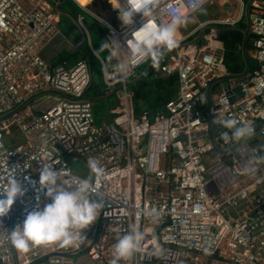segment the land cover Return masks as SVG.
I'll return each mask as SVG.
<instances>
[{"label":"built area","instance_id":"obj_1","mask_svg":"<svg viewBox=\"0 0 264 264\" xmlns=\"http://www.w3.org/2000/svg\"><path fill=\"white\" fill-rule=\"evenodd\" d=\"M73 1L108 29L110 53L115 49L111 39L121 43L113 56L116 66L103 67L105 89L116 91L119 108L111 123L99 124L95 101L48 94L0 123V192L10 178L24 188L10 212L0 217V264H111L114 244L133 227L145 233L142 249L119 264H264L261 149L245 143L223 155L200 136L208 132L207 89L215 77L228 74L223 58L199 45L177 50L161 68L164 75L178 74L177 98L153 119L148 112L137 116L128 83L151 59L135 58L126 45L131 30L94 10L93 5L100 4L110 14V0H91L88 5ZM213 1L154 0L148 19L166 24L182 16L187 22ZM54 10L47 2L28 11L20 0H0V117L43 92L79 99L87 91L91 83L87 60L76 64L63 60L52 67L41 56L40 48L57 35ZM243 20L244 8L235 17L210 24L237 27ZM77 21L85 28L83 15ZM144 22L137 15L134 27ZM251 24L255 68L241 83L242 98L232 102L233 95L222 91L213 114L215 120L222 115L248 126L251 135H264V0L253 4ZM189 38L177 37L174 48ZM120 63H131L127 74L117 67ZM10 126L22 135L23 144L4 142ZM222 130V148L239 140L231 129ZM72 158L79 159L85 170H79ZM89 159L104 169L99 187ZM45 166L57 170L58 184L66 188L88 180L89 198L101 209L78 247L52 244L18 251L11 245L10 231L30 211L50 202L39 184ZM152 209L159 214L155 219L146 214Z\"/></svg>","mask_w":264,"mask_h":264},{"label":"clouds","instance_id":"obj_2","mask_svg":"<svg viewBox=\"0 0 264 264\" xmlns=\"http://www.w3.org/2000/svg\"><path fill=\"white\" fill-rule=\"evenodd\" d=\"M110 3L114 9L119 10L122 25L131 30L126 45L135 58H147L155 63L161 58L164 49H172L176 46L177 32L185 22L184 17H176L166 24H156L148 19L153 14L154 0H124V3H121V0H110ZM137 15L146 20L139 28L134 27ZM111 40L115 45L111 55L116 56L121 43L117 39ZM107 48H109L107 42L101 45V49ZM117 67L127 74L131 63H120ZM217 120L222 126L232 130L233 138H244L252 133L251 128L246 125L238 126L237 121L233 119H225L222 115H218ZM88 167L95 175L96 186L99 187L104 177V169L93 159H89ZM248 171L254 172L255 169L249 168ZM58 175L57 170L50 166L40 170L39 184L41 189L45 190L50 202L42 208L38 207L30 211L23 223L10 231V242L16 250L28 252L32 247L52 244L62 248L78 247L85 230L96 221L101 204L89 198L92 189L90 182L83 180L75 187L66 188L58 184ZM23 194L24 188L21 182L16 178H10L7 186L0 192V217L9 213L17 198ZM146 214L153 219L159 215L155 209ZM144 241L145 233L136 227L120 236L112 249L111 264L128 260L142 249Z\"/></svg>","mask_w":264,"mask_h":264},{"label":"crops","instance_id":"obj_3","mask_svg":"<svg viewBox=\"0 0 264 264\" xmlns=\"http://www.w3.org/2000/svg\"><path fill=\"white\" fill-rule=\"evenodd\" d=\"M44 2L51 4V6L54 9L56 8L57 3H55L53 0H20L21 5L28 11L33 10L36 6H38L39 4H42ZM58 3L63 4L64 0H58ZM219 4H220V7H218V9L214 8L211 10L210 8L205 7L204 8L205 11H204V9H202L201 11H199L197 13L200 16H202L203 13H205L207 11H212L211 16L208 18H205L204 21H201L199 19V17L194 16L193 18H191L190 20L185 22L182 26L179 27V30H178L179 36H177V37L190 36L188 42L195 41V38L198 36V34L202 30L203 26L216 25V24H210V23L215 22V21H219V20H223L224 18H226L228 16L235 17L238 14V12L241 10V9L239 10V7H236L235 1L231 2V0H221L219 2ZM225 5H228V6H226L227 7L226 9H229V11L226 13L227 16L224 17L225 11L222 7H225ZM245 5H246V3H245ZM61 10L71 14L69 12V10H66V8L64 7V4L61 5ZM222 10H223V12H222ZM54 13L58 15V20H59V22L56 25L57 29H58L57 35L55 36V38L52 41L47 42L46 44H44L40 48L41 53L42 54L44 53V55H46V57L49 60H51L52 67L58 65L63 60L69 61L71 64H76L77 62H79L81 60H86V57L84 56V54L87 55L85 52V49L88 46V48L94 53V55L98 59L101 60L102 69H103V67L105 66V63L101 59V56L93 48L92 36L90 34L88 27L84 24L85 28H82L84 30V32H82L81 26L79 27V23L77 21L78 18H75L76 20H74V19H71V17H68L67 15L66 16H60V14L56 10H54ZM88 21H89V24H88L89 26L91 23H93L92 21L98 22L96 19H94L90 16H89ZM98 23H100V22H98ZM186 24H188V25L186 27H184ZM117 25H119V24L117 23ZM216 26H220V25H216ZM245 26H246V23H245V20H243L237 27L245 28ZM220 27H224V26H220ZM85 29H86V31H85ZM213 32H215V30H212V29L207 30L203 34V36L201 37L199 42L194 43L193 45H190V46H198L199 45L201 47H206L207 51H211V52L215 51L217 54H219L223 58V61L225 64V48H224V45L221 41H219L217 38H215ZM108 34H109V31H108ZM108 34H107L105 42H107ZM84 36H86V38H87V41L85 44L83 43ZM252 39L250 42H252ZM190 46H188V47H190ZM79 47H80V49H79ZM107 51H109L108 48H107ZM110 55H111V53H110ZM249 56L253 59V57H252L253 56V47H251L249 49ZM111 57L113 58L112 55H111ZM110 65H113V68H114L116 66V60L114 59L113 63L110 61ZM144 69L145 68H142V70H144ZM228 74H232V73L228 72ZM138 75H139V73H138ZM164 76H167V75H164ZM217 78H220V76L219 77L217 76ZM217 78L215 77L212 80V82ZM102 83L104 84L103 81H102ZM99 84H101L100 81H98L96 83L94 81V86L91 89L89 96L92 98H95L94 104L96 106H95L94 111H95V116H96L98 123L99 124H108V123L112 122L113 118L115 117L114 112L119 108V96L117 93L113 94L112 92L109 94H103L102 90L105 89L106 87L104 86L101 89V88H99ZM221 92L222 91H221V88L219 85H216L213 88L214 96H219V94H221ZM178 93H179V87H178V85H176V87H175V98L174 99L177 98ZM206 106H207V104H206ZM133 107H134V103H133ZM205 113H206V108H205ZM214 121H215V133L217 134V137H220V133L223 131L222 125L218 122L217 119ZM238 139L241 140L243 138H238ZM254 145L261 148V143L254 142Z\"/></svg>","mask_w":264,"mask_h":264},{"label":"trees","instance_id":"obj_4","mask_svg":"<svg viewBox=\"0 0 264 264\" xmlns=\"http://www.w3.org/2000/svg\"><path fill=\"white\" fill-rule=\"evenodd\" d=\"M247 3L249 0H243ZM91 2V1H90ZM64 7L69 10L74 18H78L80 15L84 16V23L88 27L92 36V45L95 51L101 56V59L105 63L107 69H112L113 65H110V61L113 63L114 59L111 57L107 49H101V45L105 43L108 30L100 23L92 21L89 24V16L86 15L73 0H64ZM89 4V3H88ZM87 4V5H88ZM215 38L221 41L225 48V66L228 72L239 74L244 69V64L241 56V44L243 41V35L237 31L227 32H213ZM252 47V42L249 44V49ZM86 54L91 60V66L95 83L100 81L99 88L104 87L103 81V69L101 60L98 59L94 53L88 48L85 49ZM163 54V53H162ZM169 57H163L159 59L155 64L151 66L146 75L130 86L133 92L134 109L137 116H140L143 112H148L150 117H154L157 114L164 112L166 105L175 98V87H179L178 74L164 76L161 72V68L167 64ZM255 65L251 67L253 71ZM143 70L141 69L139 74ZM135 79V78H133ZM156 112V113H155Z\"/></svg>","mask_w":264,"mask_h":264},{"label":"water","instance_id":"obj_5","mask_svg":"<svg viewBox=\"0 0 264 264\" xmlns=\"http://www.w3.org/2000/svg\"><path fill=\"white\" fill-rule=\"evenodd\" d=\"M53 1L55 3H57L55 10L60 14V16H66L67 15L68 17H71V19L76 20L73 17V15L69 14L68 12L61 10V5H63L62 3H58V0H53ZM256 1L257 0H249L245 5V8H244V20L246 23L245 28H241V27H220V26H216V25L203 26L202 30L199 32L198 36L195 38V41H192V42L190 41V42L182 44L176 48L169 49L168 51H166L162 54L161 58L168 57V56L176 53L177 50H180L182 48H186L190 45H193L194 43L199 42L201 37L203 36V34L207 30L212 29V30H215L218 32L237 31V32L242 33L243 41L241 44V51L240 52H241V56H242V60H243V64H244V69L239 74L232 73V74H227L225 76L217 78L208 87V89H207V106H206V120H207L208 132L207 133L204 132L200 136H206L208 138L209 143H211L213 145L214 150L216 152H218L219 154H223V155H226V154L234 151L235 149H237L238 147H240L241 145H243L245 143H249L251 145H254V142L261 143L260 149H261V156H262V166H263V171H264V135H262L261 133H257L255 135H249V136L237 141L236 143H234L229 148H222L220 146V144L223 143V138L217 137V134L215 133V121H214L215 118H214V114H213L214 102H216L218 99V96H214V94H213V88L216 85H219L221 88V91L228 92L229 94L233 95L231 98V101L236 102L237 100H239L243 96L241 83H244L245 81H247V79L251 73V67L253 65H255V61L249 56V44H250V41L252 39L251 14H252V10H253V4ZM112 10H113V14L115 16L116 22L118 24L122 25V23L119 19V10L114 9L113 6H112ZM107 17L109 18V20H111V18H113L112 15L107 16ZM79 27H80V25H79ZM82 28L83 27L81 26V29ZM82 32H84L83 29H82ZM86 41H87V38H86V36H84L83 43L85 44ZM79 49H80V47H79ZM41 56L44 60H46V62L48 64L51 65V60H49L46 57V55H44V53L43 54L41 53ZM84 56L86 57V60L88 61L89 66H90L91 83H90L87 91L84 93V95L81 98L73 99V98H70L64 94H61L58 92H53V91L43 92L41 94H38V95L30 98L27 102H25L22 106H20L17 110L13 111L12 113L1 116L0 117V123L10 119L14 114H16V113L22 111L23 109H25L26 107H28L31 102L35 101L36 99H38L40 97L48 95V94L56 95V96H59L61 98L66 99V100H75V101H81V102H83V101H95V98H92L89 96V93L94 86V76H93V71H92V66H91V60L87 55L84 54ZM155 63H153L151 61L148 64V66L143 70V72L141 74H139L135 79L130 81L128 83V85L131 86L134 83L141 80L146 75V73L149 71L151 66ZM102 93L103 94H109V93H111V91L108 89H103ZM112 93L115 94L116 91H114Z\"/></svg>","mask_w":264,"mask_h":264},{"label":"rangeland","instance_id":"obj_6","mask_svg":"<svg viewBox=\"0 0 264 264\" xmlns=\"http://www.w3.org/2000/svg\"><path fill=\"white\" fill-rule=\"evenodd\" d=\"M81 1V3L83 4V5H87L88 3H90V1L91 0H80ZM221 0H215V1H213V2H210V4L208 5V6H206V8H210L211 10L212 9H214V8H216V9H218V7H220V4H219V2H220ZM233 1H235V3H236V7H239V10L240 9H242V8H245V3H244V1L243 0H231V2H233ZM229 5V4H228ZM228 5H225V7H222L223 9H224V11H225V15H224V17L225 16H227V12L229 11V9H226L227 7L226 6H228ZM235 5V4H234ZM94 6V10L96 11V12H99V13H102V14H104V15H112L113 16V18H111V21L112 22H114V24H116L117 25V22H116V19H115V16H114V14H113V12H112V9H111V12H109L110 14H107V13H105L104 11H103V7H102V5H93ZM204 11H205V9H204ZM241 11V10H240ZM239 11V12H240ZM203 12V11H202ZM222 12H223V10H222ZM238 12V13H239ZM211 14H212V11H207V12H205V13H203L202 14V16H200L199 14H196L195 16L196 17H199V19L201 20V21H204V19L205 18H208V17H210L211 16ZM223 14V13H222ZM190 22V21H189ZM188 24H186L184 27H186ZM181 31V30H180ZM177 36H179V33L177 32ZM181 37V36H180ZM148 66V64H146L143 68H146ZM96 106V105H95ZM152 119L154 118V117H151ZM3 140H4V142L5 143H12V145L13 146H15V145H20V144H23L24 143V139H23V137H22V135L15 129V128H13V127H11L10 126V130L8 131H6L5 133H4V138H3ZM71 161L73 162V164L76 166V167H78L79 168V170H85V167H84V164L79 160V159H77V158H72L71 159Z\"/></svg>","mask_w":264,"mask_h":264}]
</instances>
